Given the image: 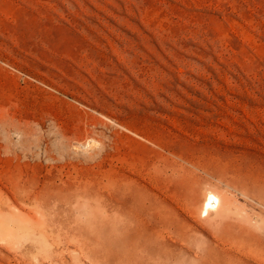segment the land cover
Masks as SVG:
<instances>
[{"label":"rangeland","instance_id":"374dc122","mask_svg":"<svg viewBox=\"0 0 264 264\" xmlns=\"http://www.w3.org/2000/svg\"><path fill=\"white\" fill-rule=\"evenodd\" d=\"M94 246L264 264V0H0V264Z\"/></svg>","mask_w":264,"mask_h":264},{"label":"bare ground","instance_id":"6f19581e","mask_svg":"<svg viewBox=\"0 0 264 264\" xmlns=\"http://www.w3.org/2000/svg\"><path fill=\"white\" fill-rule=\"evenodd\" d=\"M40 198V196L39 195H37V196H35V197H33V198H30L29 200H34V201H36L37 202V204H35L36 205V207H37V205H38V207H37V209L40 207H43V208H47L48 206H51V204H52V202H51V200H54V206H56V207H59V206H63L64 205V202H68V200L70 201L71 199L70 198H65L64 200H62V198H61V196H49L48 198H46V197H41V200L39 199ZM211 198H214V199H216V200H218V198H217V196H215V195H213V194H211V196L208 198V200H206V202L204 203V212L206 213V214H208L209 213V211L211 210V209H214L215 208V206H214V204L211 202ZM35 207V208H36ZM60 214H61V212H59ZM68 215V214H67ZM33 217H35L37 220H39V218L38 217H36V216H34L33 215ZM58 220H61V217H59V218H57ZM77 233L74 235V236H77V237H79V238H83V240H86V241H89L90 240V238H93V237H95V234L97 235V233H93V232H88V231H83V230H81V231H76ZM51 234V233H50ZM71 237V236H70ZM69 237V238H70ZM76 237V238H77ZM52 240H53V237H52ZM68 243V242H67ZM56 244V243H55ZM93 250H95V252L98 254V253H101V252H103L104 251V255H103V258L104 259H102V260H100L101 261V263L102 264H118V263H116L117 261H115L116 260V258L114 257V255L113 254H111V253H107V248H104V247H99V248H97L96 246H94L93 247ZM88 252H90V253H92L90 250H88ZM93 254V253H92ZM98 256V255H97ZM43 260H44V258H43Z\"/></svg>","mask_w":264,"mask_h":264}]
</instances>
